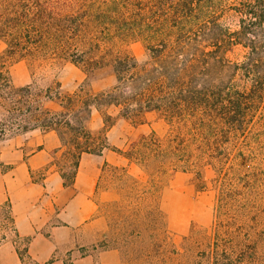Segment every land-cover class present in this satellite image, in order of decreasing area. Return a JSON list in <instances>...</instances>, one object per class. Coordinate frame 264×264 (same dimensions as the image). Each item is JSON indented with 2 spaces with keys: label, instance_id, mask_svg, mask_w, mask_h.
<instances>
[{
  "label": "trees",
  "instance_id": "1",
  "mask_svg": "<svg viewBox=\"0 0 264 264\" xmlns=\"http://www.w3.org/2000/svg\"><path fill=\"white\" fill-rule=\"evenodd\" d=\"M225 15L232 26L221 22ZM0 40V141L7 132L55 133L59 146L50 165L66 186L74 183L84 154L115 152L127 165L104 162L96 190L106 180L131 206L125 220L134 226L122 225L115 237L132 243L142 230L162 225L166 176L191 173L204 189L203 173L210 167L217 175L214 220L209 234L188 239L187 247L200 258L193 263L258 264L264 255V228L258 229L264 200L254 197L257 167L244 169L264 156V0H0ZM134 42L142 43L145 61L129 51ZM235 48L244 52L239 62L229 58ZM54 61L85 73L110 67L115 84L100 92L79 86L64 93L58 82L45 88L12 83L14 64ZM94 113L104 128L118 117L141 122L154 113L169 132L160 137L151 131L124 149L111 148L104 131L89 128ZM130 165L144 179L129 174ZM259 180L264 183V176ZM4 206L5 221L20 240ZM148 237L146 255L155 254L160 243ZM22 241L16 251L24 264L28 239Z\"/></svg>",
  "mask_w": 264,
  "mask_h": 264
},
{
  "label": "rangeland",
  "instance_id": "2",
  "mask_svg": "<svg viewBox=\"0 0 264 264\" xmlns=\"http://www.w3.org/2000/svg\"><path fill=\"white\" fill-rule=\"evenodd\" d=\"M225 25L232 26V19L227 15L221 18ZM4 44L0 40V51ZM129 51L139 62L146 60V51L140 42L130 44ZM244 52L240 48H235L229 54V58L234 62L242 60ZM12 83L16 87L24 86L35 82L40 88L58 82L61 91L64 93L72 92L79 86L90 88L93 92H100L111 88L115 84V77L110 67L97 69L93 72L85 73L81 69L69 62H48L41 67H30L26 62H19L10 68ZM48 107L55 108L54 105L48 104ZM264 115V114H263ZM3 117L0 109V120ZM264 118V117H263ZM89 128L92 132L97 133L104 131L108 145L111 148L124 149L131 141L138 136L154 131L160 137L166 136L169 132L167 123L154 113L144 116L141 122L128 121L120 117L116 118L113 125L104 128L101 118L97 113L92 115L89 122ZM264 129V125L263 128ZM19 136V137H18ZM18 137V138H17ZM22 134H11L7 132L0 141V148L10 149L20 144L23 140ZM262 152L264 153V134L261 137ZM34 147L24 148V153H30ZM259 162L249 161L245 167V172L250 173L257 167L258 177L255 184V198L263 203L264 200V156ZM49 167L53 162V156L50 152L48 156ZM99 173L100 167L104 162L111 165L126 166V162L121 159L115 152L106 150L101 157H98ZM129 174L135 178L144 179L143 173L135 165L128 166ZM44 171H34L32 179L39 181L42 179ZM216 173L210 167L206 168L203 173L204 189L197 188V182L191 173L177 172L166 176L160 190V210L162 212V225L147 233L143 231L140 239L133 238V242L116 241V230H120L122 225L125 228H132L127 216H131V206L123 202L124 197L121 192L108 186L106 180H102L94 200L98 204L99 213L107 223V232L105 238L98 243L106 244L107 248L119 247L120 264H194V260H200L193 253V250L187 247L190 243V236L209 234L210 227L214 220V207L216 203L217 189L214 183ZM0 208V239L6 237V241L13 242L16 250L21 251L25 245L23 239H16L5 221L6 206ZM263 206H261L262 208ZM264 210V209H262ZM264 216V213H261ZM261 225L258 229H263L264 217H261ZM5 225V227L3 226ZM141 229V228H140ZM152 234V235H151ZM150 235L154 240L159 241V251L155 254L146 255ZM6 241H0V245ZM136 241V242H135ZM113 246V247H112ZM103 248V247H102ZM90 250V249H89ZM201 250H198V252ZM81 250L79 253H82ZM76 253V254H79ZM199 254V253H197ZM65 263H70V257L63 256ZM24 264H34L25 258ZM205 261L201 260V263ZM258 264H264V255L261 256Z\"/></svg>",
  "mask_w": 264,
  "mask_h": 264
},
{
  "label": "crops",
  "instance_id": "3",
  "mask_svg": "<svg viewBox=\"0 0 264 264\" xmlns=\"http://www.w3.org/2000/svg\"><path fill=\"white\" fill-rule=\"evenodd\" d=\"M23 137L15 147L0 148V207L8 205L19 237L28 239L30 261L65 264L68 256L71 264H120L117 249L98 248L108 228L94 200L99 156L84 154L74 183L66 186L49 167L48 156L59 146L56 134L32 131ZM29 146L34 149L25 154ZM46 168L44 178L32 179ZM0 264H23L13 242L0 245Z\"/></svg>",
  "mask_w": 264,
  "mask_h": 264
}]
</instances>
